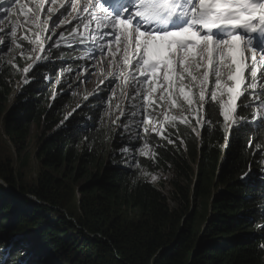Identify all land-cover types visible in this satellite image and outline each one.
Here are the masks:
<instances>
[{
  "label": "trees",
  "instance_id": "trees-1",
  "mask_svg": "<svg viewBox=\"0 0 264 264\" xmlns=\"http://www.w3.org/2000/svg\"><path fill=\"white\" fill-rule=\"evenodd\" d=\"M72 24L53 29L50 21L47 37L59 40L63 32L67 38ZM28 26L35 39L37 29ZM30 47L23 42L13 57L0 50V145L6 148L0 146V179L10 188L0 183V264H264V129L258 123L233 125L228 134L219 109L205 104L211 128L191 116L190 125L172 127L160 116L153 126L163 138L153 131L145 136L142 117L129 115L139 107L129 101L124 109L111 96L104 101V86L95 96L83 88L77 99L74 74L84 72L87 60L74 49L85 50L86 42L47 47L45 59L25 73L34 58ZM244 75L247 83V70ZM114 103V115L120 114L112 118ZM238 116L252 119L251 111ZM33 125L41 129V170L36 182L25 184ZM137 143L147 144L150 155H141ZM159 173L171 175L168 194L150 179ZM73 180L82 182L65 214ZM16 237L22 243L11 250Z\"/></svg>",
  "mask_w": 264,
  "mask_h": 264
},
{
  "label": "snow or ice",
  "instance_id": "snow-or-ice-1",
  "mask_svg": "<svg viewBox=\"0 0 264 264\" xmlns=\"http://www.w3.org/2000/svg\"><path fill=\"white\" fill-rule=\"evenodd\" d=\"M6 2L8 6L0 10L6 15L22 13L24 22L31 21L37 29L35 39H24L30 51L38 52V62L45 59L41 36L48 31V21L55 29L76 20L68 30L70 39L63 32L59 40L48 37L49 51L53 45L59 48L62 42L68 47L82 44L87 32L93 49L82 58L91 59L93 67L99 64L101 68V61L107 60L113 69L105 77L109 95L104 99L114 96L113 88L117 86L124 95L123 89L131 84L130 105L140 111L129 115L142 117L140 127L145 133L149 110L157 119L162 116L164 125H190L191 116L197 124L203 122L211 128V117H203L205 104L209 111L219 109L225 132L230 124L239 130L258 123L264 129V0H84L79 7L77 0H68L67 6L63 0L58 5L57 0H48L46 19L40 16L43 0L33 7L22 0H0V5ZM56 12L59 15L52 19ZM17 27L19 24L10 26V38L15 37ZM3 30L0 28V32ZM0 45H5L3 39ZM8 47L10 44L5 45V49ZM30 67L23 71L27 73ZM85 71L86 79H90L93 73ZM136 98L141 101L139 106L133 103ZM165 104L166 112L156 113ZM174 110L188 115H174ZM238 110L251 111L252 119L239 117ZM152 131L163 138L155 126ZM134 148L145 157L150 155L147 144L141 147L137 143ZM259 227L264 232V225Z\"/></svg>",
  "mask_w": 264,
  "mask_h": 264
},
{
  "label": "rangeland",
  "instance_id": "rangeland-1",
  "mask_svg": "<svg viewBox=\"0 0 264 264\" xmlns=\"http://www.w3.org/2000/svg\"><path fill=\"white\" fill-rule=\"evenodd\" d=\"M25 1L29 5V7H33V4L28 2V0H25ZM59 2L60 1L57 0V5L59 4ZM49 7H50V5L44 4V9L42 11H46V13H47ZM56 15H59V12H56L53 15L52 19H55ZM40 16H41V13H40ZM50 21L51 20H49L48 23H50ZM18 24H19V27L16 28V35H18V36L19 35H25L26 30L24 28L23 14L21 15V21ZM47 36H48V31L41 36V39H43L45 41L46 46L49 45V43H50L48 41V37ZM16 51H18V47H16L14 44H12L11 49L7 51V52H9V57L15 56L17 54ZM33 53H34V58L27 64V67L29 65H33L34 62L36 61V56L38 55V52H33ZM112 71H113V69L110 66H109V68H105L104 67V68L100 69V72H108L107 76ZM92 73L93 74L91 75L90 79H86V77L88 76V72H79L77 74H74V76H76L78 78V82L80 83V86H81V87H78V94H77V99L78 100L81 98V95H82L81 94V90L83 88H85L88 91L86 96H88L89 94H92L93 96L97 95V92L99 91V90H97L98 89L97 86H101L100 81H101V79L104 76L103 75H99L97 72H92ZM19 83H20V81H19ZM104 89L108 90V87H105ZM113 92L115 93V95L111 96V97H113V99L116 100L115 102L122 103V107L126 108V106L128 105V102H129V97H130V95L132 93V89L127 86L126 88L123 89L124 95H121V88L119 86H117V87L113 88ZM103 100L104 101H108L109 99H104V97H103ZM117 106H118V104H117ZM115 109L116 108H115V103H114V108L112 109V114L113 115L111 114L112 118H115L116 115L120 114V112H118L116 115H114V110ZM152 128L153 127H151V129ZM31 131H32V133H31V136H30L31 137L30 138V145H29V148H28V150L30 151V161H29L30 165H29V168H26L24 170V172H25V180H24L25 184H29V182H31L33 180H35V182H36V180H37L36 178L38 177V174H39V172L41 170L40 162H39V160L37 159V156H36V153H37V150H38V146H39V138H40L41 129H39L37 125H33ZM6 140H7L8 144L12 147L13 158H16L15 148L12 146V144L10 143V141L7 138H6ZM0 146L4 150H6V148L4 147V144H3V146L2 145H0ZM17 166H19V165L16 163V167ZM170 176L171 175L159 173V174L152 175L150 177V179L155 184H157V186L159 185L160 187H162L164 189V191L168 194V190H170L171 186H173V181H171ZM153 177H156V179H153ZM79 178L80 177H78V179ZM73 182L75 184V185L72 184V186L74 187V193H72V189L73 188H71L70 192L67 194V198L68 199L71 198V197H73V199L72 200H68L69 204H66L65 208L63 209V212L65 214H68L70 207H72L74 209V204L73 203H74V201L76 200V197H77V189H76L77 181L73 180ZM79 182H82V180L79 181ZM79 182L77 184H79ZM34 200H36V199H34ZM131 216L133 217L134 214H131ZM51 217H56V215L52 214ZM16 242H21L22 243L21 237H16L15 239L11 240L8 243L9 249H13V245ZM23 246L28 248L27 245H23Z\"/></svg>",
  "mask_w": 264,
  "mask_h": 264
},
{
  "label": "clouds",
  "instance_id": "clouds-1",
  "mask_svg": "<svg viewBox=\"0 0 264 264\" xmlns=\"http://www.w3.org/2000/svg\"><path fill=\"white\" fill-rule=\"evenodd\" d=\"M40 1H41V0H36V2H40ZM43 2L47 3L48 0H43ZM33 5H34V4H33ZM42 15H43V11H41V17H42ZM29 23H30V21H28L27 23H25V26L27 27V26L29 25ZM0 39H3V40H4L5 45L10 44V47H8L7 49H5V45H0V50H3V51L6 50V51H8V50L11 49L12 44H14L15 37H12V38H11V42H10V40L8 39L7 36L5 37V36H3V35H0ZM108 59H110V57H109ZM101 63L103 64V68H104V67H105V68H109V64H108V61H107V60H102ZM92 65H93L92 60H91V59H87V62H86L85 68H84V72H88V71H85V69H88V70L91 71V72H97L99 75H103L104 77H103L101 80H104V84H101V86H97V88L99 89V88H101L102 86H104V88H105V87H108V81H107V79H105V77H107L108 72H100L101 67H100L99 64H97L96 67H93ZM79 72H82V71H79ZM79 72H78V73H79ZM75 74H77V73H75ZM128 87L131 88V89H132V92H133V87H132V85L129 84ZM98 89H97V90H98ZM104 91H105V93H107V95H109V94H108V90L104 89ZM139 105H140V104H139ZM124 109H125V108H124ZM166 110H167V105L165 104L164 106L157 108V109H156V113L166 112ZM147 115H148V118H149L148 131H152L151 127H153V122H154L157 118H156V115H155L154 113H152L150 110H149V112L147 113ZM162 121H163V117H162ZM232 127H233V125H232ZM232 127H231V128H232ZM231 128H230V125H229L228 134L230 133V129H231ZM147 133H148V132H147ZM147 133H145L144 130H143V128H142L141 134H143V135L146 136ZM225 144H226V143H225ZM225 144H224V145H225ZM225 146H226V145H225ZM0 180H1V179H0ZM0 183H1V182H0ZM1 184H3V183H1ZM4 184H5V183H4ZM4 184H3V185H4ZM11 250H13V249H11ZM5 260H6V258L3 259V261H5Z\"/></svg>",
  "mask_w": 264,
  "mask_h": 264
},
{
  "label": "water",
  "instance_id": "water-1",
  "mask_svg": "<svg viewBox=\"0 0 264 264\" xmlns=\"http://www.w3.org/2000/svg\"><path fill=\"white\" fill-rule=\"evenodd\" d=\"M232 127V125L230 124V128ZM1 183L4 184V182L2 180H0ZM4 186L7 188V189H10L6 184H4Z\"/></svg>",
  "mask_w": 264,
  "mask_h": 264
},
{
  "label": "bare ground",
  "instance_id": "bare-ground-1",
  "mask_svg": "<svg viewBox=\"0 0 264 264\" xmlns=\"http://www.w3.org/2000/svg\"><path fill=\"white\" fill-rule=\"evenodd\" d=\"M225 145H226V144H225ZM225 145H224V146H225Z\"/></svg>",
  "mask_w": 264,
  "mask_h": 264
}]
</instances>
